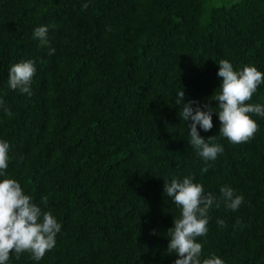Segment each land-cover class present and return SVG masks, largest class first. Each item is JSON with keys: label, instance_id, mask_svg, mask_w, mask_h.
<instances>
[{"label": "trees", "instance_id": "trees-1", "mask_svg": "<svg viewBox=\"0 0 264 264\" xmlns=\"http://www.w3.org/2000/svg\"><path fill=\"white\" fill-rule=\"evenodd\" d=\"M207 1L0 0L6 176L33 202L47 197L44 210L61 223L38 264H174L167 231L180 211L163 186L187 175L206 193L227 185L244 197L237 211L210 209L201 258L264 264V119L250 114L257 132L239 144L217 135L215 114L211 130L197 126L224 147L202 173L175 103L183 90L186 102L215 107L222 59L264 72V0ZM40 25L52 56L32 38ZM26 59L36 63L30 97L7 85L10 67ZM246 103H264V84ZM8 264L35 262L10 253Z\"/></svg>", "mask_w": 264, "mask_h": 264}, {"label": "clouds", "instance_id": "clouds-1", "mask_svg": "<svg viewBox=\"0 0 264 264\" xmlns=\"http://www.w3.org/2000/svg\"><path fill=\"white\" fill-rule=\"evenodd\" d=\"M82 9L88 7L85 2ZM49 26L40 25L34 28L32 38L39 41L41 47H47L49 56L54 55L55 48L50 46ZM218 65L216 76L220 78L219 86L212 100L215 107L200 105L198 101H185L183 90L178 91L175 103L181 105L179 118L187 124L188 144L203 161L202 173L208 171V162L215 161L223 154L224 147L216 142L217 135L229 143H245L257 132L258 124L250 114L264 119V103H246L250 101L258 87L264 84V72L255 65H244L234 69L228 60L215 62ZM36 74V63L33 59L21 60L13 64L7 73L9 89L20 94L32 95L31 85ZM3 101L0 100V107ZM215 109V110H213ZM8 116L12 113L5 110ZM218 117V134L204 138L200 131L212 129V116ZM10 144L0 139V264H8L10 253L17 258L28 252L31 260L38 264L46 252L56 244L57 234L61 232V223L47 208V197H41L40 203L33 202V197L25 193L20 183L6 176L9 165ZM163 193L179 208L180 216L168 229L167 251L174 253V264H225L215 254L202 257V244L197 237L208 232L209 211L219 208L221 203L231 211H237L244 202L242 195L224 185L219 188V196L206 193L202 184L195 182L192 175L183 178H172L164 183ZM43 205V207L41 206ZM217 224L223 226L222 220Z\"/></svg>", "mask_w": 264, "mask_h": 264}, {"label": "rangeland", "instance_id": "rangeland-1", "mask_svg": "<svg viewBox=\"0 0 264 264\" xmlns=\"http://www.w3.org/2000/svg\"><path fill=\"white\" fill-rule=\"evenodd\" d=\"M230 1H237V0H208L207 5L213 7H220V6H228Z\"/></svg>", "mask_w": 264, "mask_h": 264}]
</instances>
